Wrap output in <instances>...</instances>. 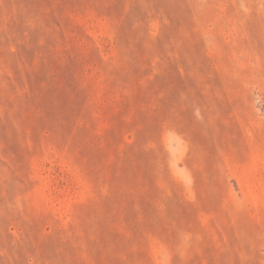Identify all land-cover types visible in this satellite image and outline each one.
Returning a JSON list of instances; mask_svg holds the SVG:
<instances>
[{
    "label": "rangeland",
    "instance_id": "1",
    "mask_svg": "<svg viewBox=\"0 0 264 264\" xmlns=\"http://www.w3.org/2000/svg\"><path fill=\"white\" fill-rule=\"evenodd\" d=\"M0 264H264V0H0Z\"/></svg>",
    "mask_w": 264,
    "mask_h": 264
}]
</instances>
